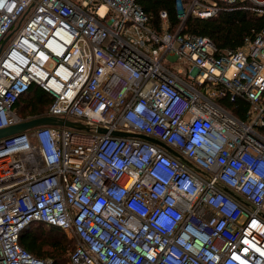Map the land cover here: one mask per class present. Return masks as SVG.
<instances>
[{"label":"built area","instance_id":"built-area-1","mask_svg":"<svg viewBox=\"0 0 264 264\" xmlns=\"http://www.w3.org/2000/svg\"><path fill=\"white\" fill-rule=\"evenodd\" d=\"M174 8L159 31L137 0H0V129L38 117L16 110L34 86L87 127L0 139V264H53L20 243L36 224L69 264H264V28L224 49L182 30L264 0Z\"/></svg>","mask_w":264,"mask_h":264},{"label":"trees","instance_id":"trees-1","mask_svg":"<svg viewBox=\"0 0 264 264\" xmlns=\"http://www.w3.org/2000/svg\"><path fill=\"white\" fill-rule=\"evenodd\" d=\"M175 0H137L149 16V22L157 30L162 29L160 13H168V26L176 31L180 20L174 8ZM264 28V16H256L244 10H223L217 17L198 19L189 17L183 32L208 36L218 48H238L247 39L254 38ZM40 93V95H39ZM51 97L38 87H32L30 92L16 102V110L23 118L41 116L47 113ZM244 107V103H240ZM241 107V108H242ZM240 114L239 109L234 110ZM21 245L42 258H50L53 264H69L75 245L73 239L59 230L36 224L25 229L20 237Z\"/></svg>","mask_w":264,"mask_h":264},{"label":"water","instance_id":"water-1","mask_svg":"<svg viewBox=\"0 0 264 264\" xmlns=\"http://www.w3.org/2000/svg\"><path fill=\"white\" fill-rule=\"evenodd\" d=\"M9 37L10 36H8L2 42L1 47H0V51H1L2 47L4 46V44L6 43V41L9 39ZM45 125L68 126V127L78 128V129L87 128L85 125L78 123V122L71 121V120L60 119V118H57L54 116H47V115L46 116H38V117L33 118L31 120H26V121H23L21 123L0 129V139L7 138V137L14 135V134H17V133H23L27 130L34 128V127L45 126ZM102 131L106 132L105 129ZM112 134L117 135V136H125V137H140V138H144V139H147L149 141L158 143L160 145H164V143H162L161 141H159L157 139H154L152 137L145 136V135H142L139 133L114 130V131H112ZM167 148L170 149L174 154L179 156V154L176 151L172 150L169 147H167ZM226 190L231 192L227 188H226Z\"/></svg>","mask_w":264,"mask_h":264},{"label":"rangeland","instance_id":"rangeland-1","mask_svg":"<svg viewBox=\"0 0 264 264\" xmlns=\"http://www.w3.org/2000/svg\"><path fill=\"white\" fill-rule=\"evenodd\" d=\"M41 60H45L43 57H41L40 58ZM39 95H40V93H39ZM72 239V238H71ZM73 242H74V244L73 245H75V240L73 239Z\"/></svg>","mask_w":264,"mask_h":264},{"label":"clouds","instance_id":"clouds-1","mask_svg":"<svg viewBox=\"0 0 264 264\" xmlns=\"http://www.w3.org/2000/svg\"><path fill=\"white\" fill-rule=\"evenodd\" d=\"M161 222L164 223V224L167 223L165 220H161Z\"/></svg>","mask_w":264,"mask_h":264}]
</instances>
